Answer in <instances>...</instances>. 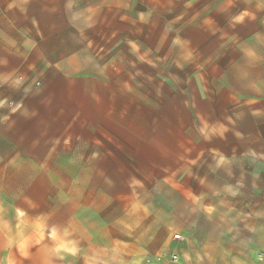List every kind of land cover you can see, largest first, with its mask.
<instances>
[{
    "label": "rangeland",
    "instance_id": "obj_1",
    "mask_svg": "<svg viewBox=\"0 0 264 264\" xmlns=\"http://www.w3.org/2000/svg\"><path fill=\"white\" fill-rule=\"evenodd\" d=\"M79 20L80 63L1 88L0 264H85L115 235L143 237L140 264L183 263L170 243L264 264V0H79ZM99 184L118 198L86 223Z\"/></svg>",
    "mask_w": 264,
    "mask_h": 264
},
{
    "label": "crops",
    "instance_id": "obj_2",
    "mask_svg": "<svg viewBox=\"0 0 264 264\" xmlns=\"http://www.w3.org/2000/svg\"><path fill=\"white\" fill-rule=\"evenodd\" d=\"M80 31L79 0H0V96L1 88L15 85L20 75L28 83L35 76L44 78L47 73L56 75L63 66L80 63ZM167 185H170L169 179ZM177 186L180 189L181 185ZM98 187L107 189L97 193L92 186L87 185L83 187L86 191L79 197L90 216L86 223H109V219L103 218L97 212L91 213V209L98 205L96 200L99 201V206L106 204L109 207L113 206L110 203L112 197L118 198L116 194L108 193L109 186L99 184ZM182 193L184 201L187 202L186 188L182 189ZM166 217L168 220L172 218L170 213ZM168 223L165 221L162 224ZM165 229L160 228L156 237L165 236ZM120 239V236L115 235L109 246L97 245L92 240L91 244L81 249V254L77 250L76 256L83 255L80 262L85 260V264H140L139 260L145 251L142 246L143 237L138 235L133 239ZM157 240L150 241V246L155 245ZM161 240L164 244L163 238ZM156 244H161L160 240ZM181 245L170 243L167 246L172 249L161 252L179 251L183 258V263L179 264H192L190 259L197 262L198 257L202 258L203 250L191 248L186 251L192 244L186 245V248ZM220 253L219 258H215L219 264L234 263L230 250Z\"/></svg>",
    "mask_w": 264,
    "mask_h": 264
},
{
    "label": "built area",
    "instance_id": "obj_3",
    "mask_svg": "<svg viewBox=\"0 0 264 264\" xmlns=\"http://www.w3.org/2000/svg\"><path fill=\"white\" fill-rule=\"evenodd\" d=\"M174 237L176 239H179L180 238V235L178 234H175ZM179 259L178 255H176L175 253L174 254H159V255H156L154 257H151L147 263L148 264H165V262H170V263H174V262H177Z\"/></svg>",
    "mask_w": 264,
    "mask_h": 264
}]
</instances>
